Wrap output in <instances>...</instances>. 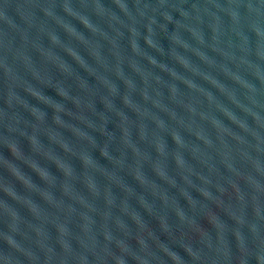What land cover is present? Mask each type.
I'll list each match as a JSON object with an SVG mask.
<instances>
[{"label":"water","instance_id":"95a60500","mask_svg":"<svg viewBox=\"0 0 264 264\" xmlns=\"http://www.w3.org/2000/svg\"><path fill=\"white\" fill-rule=\"evenodd\" d=\"M0 264H264V0H0Z\"/></svg>","mask_w":264,"mask_h":264}]
</instances>
